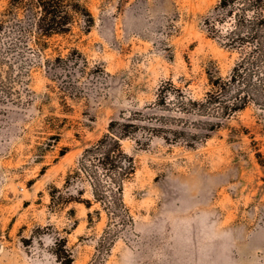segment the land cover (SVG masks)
<instances>
[{
  "label": "rangeland",
  "instance_id": "obj_1",
  "mask_svg": "<svg viewBox=\"0 0 264 264\" xmlns=\"http://www.w3.org/2000/svg\"><path fill=\"white\" fill-rule=\"evenodd\" d=\"M76 1L92 25L73 13L46 36L33 9L0 0V264L94 260L113 222L101 211L89 223L81 202L53 209L49 190L133 111L149 136L123 141L133 223L99 264H264V106L183 109L209 90L206 70L226 77L239 55L206 34L218 0H65L69 12Z\"/></svg>",
  "mask_w": 264,
  "mask_h": 264
},
{
  "label": "trees",
  "instance_id": "obj_2",
  "mask_svg": "<svg viewBox=\"0 0 264 264\" xmlns=\"http://www.w3.org/2000/svg\"><path fill=\"white\" fill-rule=\"evenodd\" d=\"M13 1L15 7L34 10L36 28L39 34L46 36L67 32L73 13L88 17L87 27L93 22L91 12L79 1L70 9L72 12H69L65 0ZM2 24L0 21V27ZM203 25L207 36L239 55L226 77L217 74V70H206L209 90L203 99L186 98L183 109L225 118L244 109L250 102L264 106V0H218L204 15ZM136 115L139 113L133 111L112 118L107 131L84 147L75 165L68 169L64 190L55 185L49 190L51 208L60 209L69 202H81L88 209L89 223L93 213L99 215L101 211L113 222L97 241L98 252L89 264L104 260L117 234L133 223L123 190L137 166L133 153L124 148L123 141L135 139L143 148L149 140L147 134L144 139L138 138L142 126ZM66 151L67 148L63 147L60 155ZM86 186L90 197L83 196ZM70 187L74 188V193ZM94 205L96 207L90 210ZM63 260L65 264H72L71 253H67Z\"/></svg>",
  "mask_w": 264,
  "mask_h": 264
}]
</instances>
